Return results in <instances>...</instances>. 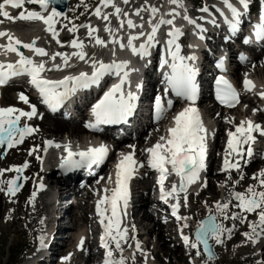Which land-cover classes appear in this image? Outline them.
Returning <instances> with one entry per match:
<instances>
[{"label":"snow or ice","instance_id":"1","mask_svg":"<svg viewBox=\"0 0 264 264\" xmlns=\"http://www.w3.org/2000/svg\"><path fill=\"white\" fill-rule=\"evenodd\" d=\"M57 2L58 0H2L0 2V17L11 22H15L17 19L42 21L46 26L45 30L51 33L57 44L63 46V42L59 40V31L56 25L60 18L67 19V16L57 6H53ZM222 2L230 15L225 14L222 9L217 10L223 17L229 31L238 32L242 26L243 17L249 8V0H236L235 3L233 0H222ZM124 3H128V0H124ZM168 3L175 6L168 13V16L171 18H165L164 15H161L155 23H153V20H155L157 13L160 11L157 7L150 6L148 9L137 8L136 15L138 16L142 10L151 13L147 21L151 26L150 31L141 30L129 33L126 44L123 42L124 38L116 33H119L124 28L125 23L128 29H143V23L138 25L131 18L126 21L121 19L119 27L112 29L109 15L102 14L100 6L95 8L94 14L108 21L105 24L104 30L108 32L113 45L118 44L121 50L127 47L133 55L141 58L151 56L150 49L159 43L157 37L161 27L163 25L170 26L166 33V56L161 60V67L168 68V71L164 73V82L167 86L163 89V95L158 93L154 96L153 109L156 119H162L166 110L173 107V100L165 99L169 92L175 93L177 97L187 101L188 104L173 116V125L167 128V134L160 136L155 144L145 148L144 151L148 154V166L158 170L160 173L158 183L160 185L161 200L167 202V197L169 196H174L176 200L171 205L172 215L177 221H182L179 231L184 243L195 249L197 256L201 255L200 246L203 245V252L207 256L204 264H208L209 261L216 259V254L210 241L214 240L215 244H222L224 242V234L227 233L230 238L233 231V229L225 228L222 223L223 219L239 220L241 223H244L247 220V214L255 213L257 220L248 221L250 231H246L242 235L253 243H257L261 238H264V169H260L258 173L253 174L252 178L257 181V184L248 185L245 191H235V186L243 179V174L241 173L239 179L233 181V187L229 190V199L224 202L216 201V212L213 213L212 209L209 208L207 217L197 222L194 234L195 239L193 240L189 234L185 233V229L190 228L188 222L192 217L178 215V209L181 206L180 198L174 194L184 193L183 199L184 206L186 207L188 187L200 179L201 171L206 168L208 130L203 124L199 109L195 106L200 90L197 82L199 69L194 63L198 60V56L195 53L183 55L182 45L178 42L184 33L175 23L176 17L180 15L177 9H183L186 13L187 8L184 0H168ZM26 4L38 5L40 11L28 10L25 8ZM100 4L104 7L111 5L115 9L117 17H120L122 9L116 6L114 0H100ZM9 7L20 9L18 15H11L8 11ZM201 11L207 12L208 7L205 6ZM128 15L127 12H123L124 17ZM183 19L199 30L200 39H205L203 35L205 29L201 25L197 24L188 15H184ZM0 23H4V20H0ZM212 23L216 24V21L212 20ZM79 27H86L88 29L87 35L92 38L96 45L102 47L108 46L109 41L97 35L98 29L90 24L73 25L68 30L76 33ZM142 37L144 39L137 45L135 41L140 40ZM253 37L255 42L264 43V12L259 14L258 22L252 24V34L245 38L244 43H253ZM0 38L7 39V43L0 44V54L15 53L18 57L14 62H0V86L5 85L14 77L26 75L29 77V82L38 91L42 102L55 111L78 90L98 84L102 78L111 74L118 78V82L112 84L92 106L91 111L94 121L89 122L87 126L96 128L100 124H114L126 121L137 109L140 99L138 91L142 88V84L137 83V91L131 90V73L138 71V69L130 67V61H117L113 59L105 63L102 60L95 59L94 55L90 60H86L88 54L84 50L85 43L78 36L70 41V46L77 50L70 54L65 52L49 54L45 48L36 46V40H33L31 43H25L8 29L0 30ZM21 47L28 49L33 55H26L21 51ZM113 55H115V48H113ZM34 56L48 57L53 62L51 68L46 66L47 62L44 59L37 62ZM57 57L61 59V63L59 64L55 63ZM72 57L90 63L92 68L91 73L82 71L76 75L69 74L56 80L49 79L43 75L52 69L61 70L64 67H70L69 61ZM240 59L247 62L248 57L244 53H240ZM224 60L225 58L221 57L217 66L226 71ZM126 85L127 90L125 88ZM243 86L246 91H250L255 87L254 82L247 78V74H245ZM215 94L216 99L227 107H234L239 103L238 90L224 75H220L215 79ZM259 95L264 98V91H261ZM18 98L24 104L29 105L30 110L25 111L14 106L0 107V146L7 145L8 148H12L23 143L26 136L38 131V128L27 123L21 124L22 118L31 120L37 116L36 105L30 104L29 97L24 92H20ZM252 111L255 114L258 109L254 108ZM256 133L264 136V127L251 119L240 121L234 131L228 132L221 171L229 173V180L231 179V170L240 171L241 165L239 161L245 157L251 158L254 155L253 145L257 140ZM46 144L52 145L53 141H46ZM55 146L57 148L63 147V151L66 153V155H62L60 158V167L66 170L91 168L94 165L102 164L107 159L110 151L108 145L104 143L98 146H89L85 149L78 148L75 151L71 143L63 146L56 144ZM129 147L133 151L120 153V157L115 164L114 186L111 189L105 187L103 189L104 194L96 201V212L103 227L101 245L106 250L104 264H126L122 245L128 241V228L127 226H122V217L126 215L129 201L128 182L136 169L144 166L143 161L135 159V145H129ZM35 150V148L32 149L29 154L31 155ZM37 158L39 159L40 157ZM27 167L28 162L26 161L19 166L14 165L9 169H0V177L6 171L22 173ZM173 174L179 177V185L172 183L171 188L166 190L164 187L165 180ZM19 179L20 176L18 175L6 181L8 194L15 195L16 191L19 190L20 185L17 184ZM24 179H27V177H24ZM108 182L113 183L111 175L108 177ZM227 182L225 181V184ZM2 183H5V181L0 180V184ZM201 186H206V181ZM0 191H4V189L0 188ZM35 195L36 193L33 192L32 199H34ZM233 200L236 201L234 205H232ZM205 204L207 205L206 201ZM230 206H234L240 211L232 213L229 216ZM233 228H235V224ZM83 244L84 238L81 237L78 246L82 248ZM39 245L41 249L46 247L44 235L39 237ZM135 247L137 250L142 251L139 241L136 242ZM117 252L119 253L118 257L115 256ZM71 255L69 253L68 256L62 259L68 261ZM132 258L134 260V255ZM191 264H195V261H191Z\"/></svg>","mask_w":264,"mask_h":264},{"label":"rangeland","instance_id":"2","mask_svg":"<svg viewBox=\"0 0 264 264\" xmlns=\"http://www.w3.org/2000/svg\"><path fill=\"white\" fill-rule=\"evenodd\" d=\"M87 1H88V3H87ZM159 1H161V0H159ZM192 1H195V0H184V3L189 5L190 8H192L193 7ZM198 1L204 2L205 0H198ZM91 2H97V0H75V1H72L69 8H68V10H70L71 20L74 22V20L78 19V18H80V20L85 19L88 16L87 11L92 7ZM148 3H151V1H148ZM127 5H128V3H127ZM85 6H87V7H85ZM128 10H129V8H128ZM195 10H198V9L196 8V9H194V11ZM105 11H106V13H109V9H105ZM124 12H125V10H124ZM101 19L102 18L100 17L99 22H101ZM87 20H89L90 23L93 21L91 18H89ZM63 33H65V32H63ZM107 34H105V35L102 34V35H100V37L106 41H109L110 37H108L109 35L107 36ZM99 47H101V48H99ZM91 50H92V53H91L92 58L94 55V58L97 59L101 56H104V54L106 53L107 47L97 46V48L92 47V49H89L90 52H91ZM88 64L86 63L85 66H87ZM60 72H62V71H60ZM251 72H253V74L257 77V79L259 81H264V58L259 60L257 63L255 62V63L251 64ZM3 95H4L3 99L5 100V101L3 100L4 105L11 104L10 99L12 97L13 98L17 97V94L14 91H10V93L4 92ZM203 105H205V104H203ZM245 105H247V104L241 105V107L239 109H235L232 112L233 118H241V116H243L244 110L248 107V106L245 107ZM224 118H227V119H225V121H223L224 122L223 126H225V127L230 126L229 121H231V119H230L229 114L228 113L224 114ZM219 120H221V119H219ZM211 121H213V120H211ZM42 122H41V124H42ZM216 122L218 123V119H216ZM47 136L55 137L54 135H51V133H48ZM73 137H75V136H73ZM148 137H149V134H148V136L146 134L145 135V141L147 140ZM85 138H89V136L84 133L82 135L77 136L76 141L81 142L82 140H85ZM29 146L23 145V146L18 147V150L15 149V151L11 150V151L7 152L3 158L2 157L0 158V169H7L11 164H21L23 159L26 158V155H27L26 153L29 149ZM215 162H216V160L213 162V164ZM214 167H215V169H217L216 166H214ZM30 173H31V175L32 174L37 175V170L33 169ZM250 174H251V172L248 173V177L251 176V178H252L254 173H252L251 175ZM35 175H33L32 178L35 177ZM211 175H212V173H211ZM215 175L217 177H219V181H217L215 179L216 182H214L212 180L211 181L212 185L209 186V188L206 191L199 193V194H195L194 196H192L191 204L190 205H189V203L187 204V207L189 206V208H188V211L185 212L184 214L192 217V219L189 220V222H188L190 224V228L188 229V230H190L189 231L190 233L192 230L193 231L195 230L197 222L209 214V211H208L209 208H211L213 212L216 211V209H215V202L216 201L224 202V200L229 199V190L233 187L232 182L239 179V178L236 179V176L231 174V177L233 180H231L229 182L228 179L225 178V181H228L229 183L227 182L228 184H224L225 181L223 180L222 176L220 174H215ZM10 178L11 177L8 175L7 177L4 178V180L8 181ZM2 179L3 178L0 177V180H2ZM149 182L151 183L150 180H149ZM254 184H257V183L253 182V181L248 182L247 184H245V189L247 188L248 185H254ZM228 185L230 187L229 189L226 188V187H228ZM150 186H149V188H150ZM241 186H244L243 183L236 185L234 190L241 188ZM31 187H32V184H30V188ZM30 188H29V190L26 189V195H25V197H23V200L22 199L20 200V196H21L22 192H19L15 197H4L2 191H0V264H11L13 255H15L17 253L16 251L22 250L23 251L22 255L20 254V256L18 257L19 258L18 263H20L22 261V259H24L26 257V255L31 253V251H34V248H35L36 244L38 243L37 241H38L39 235L35 234V232L38 229V227L41 228L43 226V222H44L43 220L46 216V213L48 212V208H47L48 206H46V204L43 201H41L40 198L38 199V202H39L38 204H40V207L38 210H39V212L41 211L40 213L42 214V220H40L38 222V225L34 224L32 226H28V223H30V221H28V219H26V217H24V215H25L24 210H22V209L19 210V216H17L16 213L14 212V210L16 211L18 208L21 207V205H23L25 207H27V205H30L28 202L29 201V195H30V192H29ZM140 190H141V187H140ZM87 194H88V198H89V196L92 197L91 196L92 194H90V193H87ZM30 197H31V195H30ZM88 198L83 195V197L81 198V201L79 200V204L82 206L84 204L85 205L89 204L88 200H90V199H88ZM31 200L35 201V200H37V198L31 199ZM31 200H30V202H31ZM205 201L207 202V205L205 204ZM147 203L148 202L146 201L145 204H147ZM92 204L91 205L89 204V209L86 210V216L85 217L89 219L88 223H83V222L82 223L84 225L87 224L86 225L88 228L87 233L88 234L91 233L90 236L93 237L92 230L95 227L96 218L94 216H92V214H93L92 213V207H93ZM72 207H74V206H72ZM136 208L138 209L136 211V217H139V215L141 217L142 216L141 214L144 212V209H142V211H141L140 209L142 207H140V208L136 207ZM77 211H78L77 208H75V207H74V209L71 208V211L69 212V216L71 217V215L73 213H76ZM188 212H190V213H188ZM248 221H254L253 217H248L247 220L245 221V223H243V224L240 222L239 223H236V222L232 223L231 228L234 229V231H232L230 238L227 234L226 237L224 238V241H225L224 244L225 245L223 244V245L218 246V251H217L218 257L216 259L212 260L211 262H208V264H229V262L232 261L234 258H237L238 260L237 259L236 260L241 262L242 260H244L246 255L247 256L249 255V253L252 254L253 256H255V254H256V256H258V258L255 259L256 264H262L263 263V260H264V253H263L264 247H263V245H261L259 247V248H263V249L261 250L262 252L259 250L258 253L260 255H258V253L255 250L257 248L258 243H256L255 247L252 250V249H250L252 247H250V245L248 243V242H250V240H247L246 237L242 235V233L248 231L247 230L248 229ZM144 222L149 223L150 221L148 222L145 220ZM88 224H90V225H88ZM234 224H235V228H233ZM70 225H72L71 220H70ZM164 227H165V229L170 228V226H168V227L164 226ZM240 229H241V231H240ZM74 231H75L74 229L69 228L67 232L74 234ZM157 235H158V232L152 233L153 239L151 240V242H152L150 244L151 246H153V245L155 246L154 240L156 239L155 237ZM166 235H167L166 239H167V242L169 243L170 247H172L173 249L179 248L182 251L181 247L179 245L176 246V244L174 243V241L172 239V237H174V238H176V237L170 236L171 234L168 235L167 232H166ZM67 246H71V242H69ZM154 246H153V248H154ZM71 247H72L71 252L73 251V254H72L73 256L71 257V259L68 261H64L61 258V262H59L58 264H80V263L81 264H87V262H88L87 261V253L78 252V254H79L78 258H77V256L74 257V255H76V253H74L75 245L71 246ZM183 254H184V252H183ZM237 254H238L239 258L236 257ZM58 255H61V254H58ZM168 256L164 257L162 255V257H163L162 261H158L153 257L154 261L156 262L153 264H167V263L170 264L171 261L177 262V259H175V261L173 259L170 260V256L169 257ZM186 257L188 258V260ZM186 257H184V258L188 262L189 256H186ZM190 260L191 261H193V260L197 261V263H198L197 258L195 259L194 256H192V255L190 257ZM140 261L141 262H139L138 264L145 263L144 259L142 260V258L140 259ZM204 261H205V257L203 256V260L199 264H204ZM127 264H132V261H131V263L128 262ZM171 264H173V263H171Z\"/></svg>","mask_w":264,"mask_h":264},{"label":"bare ground","instance_id":"3","mask_svg":"<svg viewBox=\"0 0 264 264\" xmlns=\"http://www.w3.org/2000/svg\"><path fill=\"white\" fill-rule=\"evenodd\" d=\"M72 1H75V0H72ZM71 1V2H72ZM155 1V0H154ZM157 1H159V0H157ZM162 2L163 1H167L166 3H164V5L162 6V8H161V10H160V12L158 13V15H157V19L156 20H153V23H155L157 20H159V18H160V16L161 15H164V17L165 18H168V14H167V12L170 10V8H171V6H170V4L168 3V0H161ZM161 1H160V3H161ZM114 2L117 4V3H119L120 2V0H114ZM131 2V3H130ZM71 4V3H70ZM134 5H136V3L133 1V0H128V5L126 4V10H125V12H127L129 15L127 16V17H124L123 16V13H122V16L118 19V21H120L121 19H123V20H127V19H129V18H131L136 24H141V23H143V25L145 24V21H142V20H140L139 18H138V15H136V7H134ZM160 4L159 3H157V7L159 6ZM31 6H35V5H25V7L26 8H30ZM70 6V5H69ZM165 6V7H164ZM220 6L222 7V8H224V5L223 4H220ZM101 7V9H102V11H104L103 9L105 8L103 5H101L100 6ZM133 7V8H132ZM128 8H129V10H128ZM8 11L11 13V15H15L16 13L18 14L19 13V11H20V9H18V10H16L15 12L13 11V9L12 8H10L9 7V9H8ZM69 11V10H68ZM106 14H109V13H106ZM146 17V16H145ZM92 20H93V17L91 18ZM0 20H2V18H0ZM26 21V20H25ZM33 23H35V22H39V21H32ZM86 22H89V20H86ZM7 24V25H6ZM22 24V23H21ZM83 25H87L88 23H82ZM90 24V23H89ZM41 25V28H36V26L35 25H27L26 23H23V25H17V26H15V29H17L18 27H22V29L23 30H25V31H27V32H30V35H28L27 36V38H25V34L23 35V34H20V33H18V32H16L15 30H13L9 25H8V21L6 20V21H4V23H0V28H3V29H8V30H10L17 38H19L21 41H23V42H26V41H31V40H33V39H35L36 40V46L37 47H42V48H45L46 50H47V52L49 53V54H51V53H54V52H65V53H72L73 51H74V49L70 46H68L67 44H66V46H64V44H63V47L62 48H60V47H57L56 46V43H51L52 41V39L50 38V35H49V32H47L46 30H45V28H46V26L43 24H40ZM67 26H69V24L67 25ZM77 26H79V25H77ZM80 28H83V27H79L78 28V30H77V32H76V34H78L79 35V33H80V31H79V29ZM84 28H86V27H84ZM138 30H134V29H128L127 28V24L125 23V26H124V28L123 29H121L120 30V32L117 34V35H119V36H122V35H126V36H128L129 35V33H135V32H137ZM22 35V36H21ZM105 35V34H104ZM109 34H107V36H108ZM109 37V36H108ZM127 38V37H126ZM126 38H124L123 39V41L124 40H126ZM80 40H83L84 42H85V39L83 38V37H81L80 36V38H79ZM5 43H7V39L6 38H0V44H5ZM60 45V44H59ZM196 45H198V46H200V45H202V42L201 41H197L196 42ZM99 48H101V47H99ZM98 48V49H99ZM27 52H28V54L29 55H33V53L32 52H30L28 49H27ZM14 53H8L7 55H13ZM1 55H3V54H1ZM34 59H36V60H41V59H44L46 62H47V64H46V66L49 68V67H51V65H52V61L51 60H49V58L48 57H40V56H34ZM72 60H75V57H72V59L70 60V61H72ZM55 63H61V59L59 58V57H57L56 58V60H55ZM70 64H71V62H69ZM18 88H20L19 86H12V87H7L6 88V90H5V93H7V92H9L10 93V91H15V90H17ZM82 92H81V90H79L78 91V94H81ZM8 95V94H7ZM8 97V96H7ZM10 99V98H9ZM4 100V99H3ZM5 101V100H4ZM10 101H11V104H9V105H0V107H9V106H14V107H16L15 105H19V106H23V102L21 101V103H18V101H19V99H15V98H11L10 99ZM13 102V103H12ZM17 108H20V109H24V107H17ZM25 110V109H24ZM25 111H27V110H25ZM231 113L233 112V111H230ZM230 113V114H231ZM230 119L232 120V118L230 117ZM219 120V119H218ZM43 121V122H42ZM223 121H225V119H223V120H221V122H220V124H222V122ZM41 122H42V124H41ZM25 123H27V124H29V125H31V126H33V127H36V125L35 124H37V127L36 128H38V131H37V134H38V137H44L45 139H48L49 137H52L53 138V136H47L48 135V133H51V135H54L56 138L60 135V138H62V136H63V134L64 133H68L70 136H75V137H77V136H79V135H82L83 133H85V129H84V127L82 126V125H80L79 123H76L75 121L74 122H72V121H65V120H63V119H61L59 116H52V115H50L49 113H45L44 114V116H43V118L41 119V120H39V119H36L34 122H31L30 120H27L26 118H22L21 119V124L23 125V124H25ZM239 124V123H238ZM163 134V132L160 134V135H162ZM167 134V129L165 130V135ZM34 136H36V133H35V135ZM154 136H155V134H154ZM143 136L142 135H140V137H139V140H138V144H140V146H142L143 145V138H142ZM60 138H57V139H55L56 141H59V139ZM154 138V137H153ZM37 139H39V138H37ZM154 140H156V139H153V141ZM37 141V140H36ZM35 141V142H36ZM45 141V140H44ZM44 143V142H43ZM154 143V142H153ZM152 143V144H153ZM152 144H151V146H152ZM38 146V145H37ZM13 148V147H12ZM18 150V149H17ZM13 151H15V150H13ZM141 152H144V149H142V151ZM145 154V153H144ZM19 155V154H18ZM255 155H253L251 158V161L253 160V159H255ZM218 161L219 160V158H215L214 157V160L211 162V165L209 166V168H210V171H214V172H212V175H210V178H209V186H211L212 185V179H216L217 181H219V177H217L215 174H219V166L217 167V169H215V167L212 165L213 164V162L214 161ZM32 161H33V164H36V162L34 161V159H32ZM255 161H257L256 163H253L252 164V162L250 163H248V164H246V165H243L242 164V168L241 169H243V168H245V167H249L247 170V173H249V172H251V173H253V172H255V171H257V173L259 172V170L260 169H264V158H261V157H258V159L257 160H255ZM16 165V164H15ZM214 173V174H213ZM224 175H226V172H224L223 173ZM200 175H201V173H200ZM203 175V174H202ZM34 178L35 177H31L30 179L28 178V180L26 179L25 181H26V183L24 184V187L22 188V190H21V192H22V194H21V196H20V200L22 199L23 200V197H25V195H26V189H28L29 190V188H30V184H32V182H33V180H34ZM205 181V177H204V179L202 180V181H200V180H197L196 181V187L198 186V185H202L203 184V182ZM211 182V183H210ZM253 182H256L257 183V181L256 180H254ZM151 185V183L149 182V179H148V181H146L145 182V185H144V190L146 189H149V186ZM214 185V184H213ZM227 186V185H226ZM226 188H230L229 187V185H228V187H226ZM31 189V188H30ZM92 189V188H91ZM30 192V191H29ZM104 194V193H103ZM102 194V195H103ZM101 195V196H102ZM145 195V193L144 192H142L141 190H140V186H137L136 187V201L135 202H137V204H141V203H143L144 201H145V199H143V196ZM177 195V194H176ZM191 196V195H190ZM189 196V197H190ZM3 197V196H2ZM183 197H184V195L182 196V198H181V202H183L184 201V199H183ZM188 197V198H189ZM34 199H35V197H34ZM211 199V198H210ZM27 200V199H26ZM30 200H31V198L29 197V204L31 205H27V207H25V206H23V205H21V207L20 208H18L16 211L14 210V212L16 213V215L17 216H19V210L20 209H22V210H24V212H25V215H24V217H26V219H28V221H30V223H28V226H32V225H38V222L40 221V220H42V214L39 212V207H40V204H38L39 202H38V197H37V200H31V202H30ZM191 199H189V201H190ZM81 201V200H80ZM224 201H226V200H224ZM134 202V203H135ZM213 202V201H212ZM18 204V203H17ZM75 208H77L78 209V213L76 212V213H73L72 215H71V217H70V220H71V222H72V225H68V228L70 227V228H72V229H74L75 231H82V229H83V227L86 225H84L83 223H88V221H89V219L88 218H86L85 216H86V210L87 209H89V204H84L83 206L82 205H80L79 204V198H77V196H76V201H75V204L73 205ZM138 210V209H137ZM141 210V209H140ZM216 212V211H215ZM215 212H213V213H215ZM139 213V212H138ZM185 213V212H184ZM188 213H190V212H188ZM248 215V214H247ZM187 216V215H186ZM134 217L135 218H138V221H139V223H140V225L142 226L141 227V229L143 230V235L144 236H147V242L149 243V244H151L152 242H151V240L153 239L152 237V233L153 232H158V235L154 238L155 240H154V243H155V246H154V248L152 249V256L156 259V260H158V261H162V259H163V257H162V255L164 256V257H167L168 255L170 256V260H174L175 261V259H177V262H173V261H171L170 262V264L171 263H173V264H190L191 263V261L189 260L188 262H187V260H188V258L186 257V255H185V253L183 254V252L179 249V248H176V249H173L172 247H170V245H169V243L167 242V239H166V232H167V229H165V227H164V225H163V222H161V220L160 219H158V218H156L152 213H150L149 211H145V213L144 214H142V216L140 217V215H139V217H136V212H134ZM150 221L149 223H145L144 221ZM83 223H82V222ZM81 222V223H80ZM228 222L229 221H226V223L228 224ZM176 223V221H174V224ZM243 224V223H242ZM189 229V228H188ZM187 229V233L189 234L190 232V230H188ZM84 230L86 231V233H87V230H88V228H87V226H85V228H84ZM248 231H250V229H249V227H248V229H247ZM193 231V230H192ZM192 231H191V233H192ZM236 231V230H235ZM238 231V230H237ZM240 231H241V229H240ZM239 231V232H240ZM246 231V230H245ZM41 232V230H40V227H38V229L36 230V232H35V234H37V235H39V233ZM235 233V232H234ZM89 234H91V233H89ZM57 235L58 234H55V235H53V237H54V240L56 239V237H57ZM169 235V234H168ZM70 236L71 235H69V238H70ZM68 238V239H69ZM223 240H224V238H223ZM213 243H214V245H215V249H216V251H218V246L219 245H223L224 243H225V241L222 243V244H215V241L213 240ZM249 243V245H250V247H252V248H250V249H252L253 250V248L255 247V245H256V243H253L252 241H250V242H248ZM65 245H68V244H65ZM70 245V244H69ZM129 245H131V247H129ZM135 245H136V243L134 242V240H130V238H128V241H127V243L126 244H123L122 245V247H123V249H124V251H123V255H124V257H127V260H129V258H131V256H133V254H135V255H140L141 256V254H140V250H137L136 249V247H135ZM225 245V244H224ZM176 246H177V244H176ZM247 248V247H246ZM227 249V248H226ZM87 261H88V264L91 262L92 263V261L94 260V258L96 257V255L93 253V252H91L90 251V248L87 246ZM200 250H201V248H200ZM115 255L118 257L119 256V253L117 252V253H115ZM73 256V255H72ZM71 256V257H72ZM76 256H77V258H78V256H79V254L78 253H76ZM83 256V255H82ZM168 256V257H169ZM74 257H75V255H74ZM184 257H186L187 258V260L184 258ZM236 257H238V254H237V256ZM104 258V257H103ZM202 258V257H201ZM239 258V257H238ZM256 258H258V256H256V254H255V256H253L252 254H250L249 253V255L247 256L246 255V257L244 258V260H242L241 262L240 261H237L238 259L237 258H234L232 261H230L229 262V264H256L255 263V259ZM141 259V258H140ZM237 259V260H236ZM77 260V259H76ZM73 262V261H72ZM102 262H103V260H102ZM139 262H141L140 260H138L137 261V263L136 264H138ZM90 263V264H91ZM218 263V262H217ZM81 264V263H80ZM168 264V263H167ZM262 264H264V260H263V263Z\"/></svg>","mask_w":264,"mask_h":264},{"label":"water","instance_id":"4","mask_svg":"<svg viewBox=\"0 0 264 264\" xmlns=\"http://www.w3.org/2000/svg\"><path fill=\"white\" fill-rule=\"evenodd\" d=\"M69 1L70 0H58V2H57V4L55 5V6H57L59 9H61V10H66V8H67V5H68V3H69ZM5 146V145H4ZM206 218V217H205ZM204 218V219H205ZM210 243H211V241H210ZM212 244V243H211ZM203 246V245H202ZM212 246H213V244H212ZM213 250H214V246H213ZM214 252H215V250H214ZM216 254V253H215Z\"/></svg>","mask_w":264,"mask_h":264},{"label":"trees","instance_id":"5","mask_svg":"<svg viewBox=\"0 0 264 264\" xmlns=\"http://www.w3.org/2000/svg\"><path fill=\"white\" fill-rule=\"evenodd\" d=\"M17 253L15 254V255H13V257H12V263L11 264H13L14 262H15V260L17 259V257H18V254H19V250L18 251H16Z\"/></svg>","mask_w":264,"mask_h":264}]
</instances>
